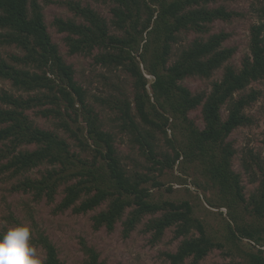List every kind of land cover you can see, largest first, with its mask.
I'll return each mask as SVG.
<instances>
[{
  "label": "trees",
  "instance_id": "obj_1",
  "mask_svg": "<svg viewBox=\"0 0 264 264\" xmlns=\"http://www.w3.org/2000/svg\"><path fill=\"white\" fill-rule=\"evenodd\" d=\"M113 3L111 23L90 5L69 2L75 18L58 17L55 24L66 33L72 54H90L99 50L96 62L109 67H122L134 79V106L141 126L132 113L129 99H118L115 108L122 112L123 126L150 147L158 131L167 132L173 123L182 126L183 139L172 163L184 156L197 162L205 177L218 190L222 206L229 208L227 221L231 240H248L252 244L245 254L247 264H264V164L257 161L260 180L257 190L248 198L239 173L233 169L235 154L228 137L233 130L251 123L246 108L256 100V93L236 97L253 81L264 78V0L258 8L259 21L251 28V55L240 69L226 65L221 80L215 81L209 93H193L180 83L188 76L211 77L235 53L226 47L227 32L208 38L197 37L174 55V45L182 31L205 34L216 20L230 21L238 12L224 5L211 6L220 0H101ZM230 1V0H225ZM111 27L121 32H112ZM175 57V58H174ZM174 58V60H173ZM156 103L147 90L148 78ZM0 80L11 82L15 90L0 89V159H6L3 170L13 174L29 171L40 164L51 165L38 178H26L21 187L32 191L37 199L54 202L60 187L64 196L57 209L72 208L85 213L111 202L93 216L94 227L115 228L125 211H131L124 222L128 235L150 214L146 230L153 239L175 226L177 237L184 236L175 253H168L171 264H183L191 258L198 264L222 243L207 233L204 222L195 216L188 200L152 202L151 192L142 184L144 177L132 179L119 158L115 139L103 127L102 119L87 94L76 81L74 68L62 55L45 22L38 0H0ZM227 105L228 116H222ZM202 106L204 128H199L189 113ZM28 110L46 119H56L57 126L76 138L81 151L90 152L92 160L71 149L67 139L57 131L38 126ZM168 114V115H167ZM86 123L80 126V117ZM76 125L77 128H74ZM84 129L87 131L83 138ZM3 145V146H2ZM24 145L35 148L22 149ZM154 158L156 161L155 157ZM249 214L244 218L240 213ZM234 224V225H233ZM1 232V231H0ZM198 232V235H192ZM46 264H64L56 246L43 237ZM88 264H104L92 252ZM240 264V263H221Z\"/></svg>",
  "mask_w": 264,
  "mask_h": 264
},
{
  "label": "rangeland",
  "instance_id": "obj_2",
  "mask_svg": "<svg viewBox=\"0 0 264 264\" xmlns=\"http://www.w3.org/2000/svg\"><path fill=\"white\" fill-rule=\"evenodd\" d=\"M38 2L43 8L48 30L54 42L59 45L65 60L73 66L75 79L85 90L87 101L99 113L104 129L113 134L121 164L127 175L132 179L146 178L142 185L151 192L149 198L152 202L188 200L192 203L194 214L204 222L207 233L215 241L222 243V247L214 248L198 264L229 262L247 264L245 254L251 250L252 244L248 240L230 239L227 225V221H231L229 208L222 206L223 202L218 190L205 177L199 164L187 160L184 156H180L172 166L167 164V161L172 163L176 151L181 150L179 146L183 139L181 124L173 123L171 119L167 132L158 131L155 133V138L148 137L154 150V154H151L150 147L141 143L137 134L123 126L122 112L115 108L118 99H129L136 120L147 129L135 110L133 77L122 67H109L97 63L95 59L99 53L97 49L90 54L70 53L65 40L66 33L60 32L55 24V19L58 17L81 21L70 8L69 2L90 5L111 23L113 3L101 0H38ZM218 5H224L229 10L238 12V15L230 21H214L210 24V31L205 34L182 31L178 35L177 44L174 45V55H176L193 39L197 37L206 39L214 33L224 31L229 34L224 46L235 48L232 58L211 77L195 75L180 81L193 93H209L213 83L222 79L226 65L240 69L243 60L251 55V28L259 21L260 3L256 0H220L211 4V6ZM111 30L117 31L114 27H111ZM145 76L149 80L147 90L152 102L156 103L151 87L154 77L146 71ZM2 88L15 90L8 80H0V89ZM252 91H255L257 98L246 108V113L252 119L251 123L236 128L228 137L235 151L232 160L233 169L241 175L247 198L259 186L260 171L257 161L264 164V78L253 81L245 90L237 92L236 97L247 95ZM27 113L38 126L57 131L67 139L73 151L92 160L91 151H81L76 138L70 132L58 127L56 119H46L35 110H28ZM222 116L224 119L228 116L227 105L222 108ZM189 118L199 128H204L202 106L190 111ZM79 119L81 121L79 125L84 126L86 123L82 116ZM73 127L77 128L76 125ZM86 135L87 131L84 129L83 138ZM34 148L35 145H24L22 149ZM153 156L156 161L151 158ZM6 161L0 159L1 232L18 223H29L33 228L32 238L38 250L46 258V249L41 239L48 238L56 246L58 257L64 264H88L92 252L96 253L98 260L104 264H171L168 253L177 251L184 236L177 237L176 227L171 226L165 230L160 239L154 240L152 232L146 230L148 221L160 216L162 212L144 216L128 235L124 232V222L131 211L130 208L117 221L113 230L105 226L95 228L93 216L105 210L111 198L96 209L85 213H76L72 208L60 211L56 207L64 196V186L60 187L54 202H49L46 198L37 199L34 192L26 191L20 186L26 178L40 177L51 165L44 163L29 171L13 174L11 170L2 169V164ZM240 214L244 218H249V214L245 212ZM192 235H198V232H193L189 236ZM183 264H193L192 259H186Z\"/></svg>",
  "mask_w": 264,
  "mask_h": 264
},
{
  "label": "clouds",
  "instance_id": "obj_3",
  "mask_svg": "<svg viewBox=\"0 0 264 264\" xmlns=\"http://www.w3.org/2000/svg\"><path fill=\"white\" fill-rule=\"evenodd\" d=\"M32 233L29 223H18L0 232V264H46Z\"/></svg>",
  "mask_w": 264,
  "mask_h": 264
}]
</instances>
